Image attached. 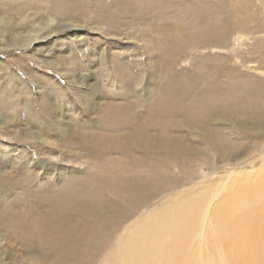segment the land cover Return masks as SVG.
Instances as JSON below:
<instances>
[{"label":"bare ground","instance_id":"bare-ground-1","mask_svg":"<svg viewBox=\"0 0 264 264\" xmlns=\"http://www.w3.org/2000/svg\"><path fill=\"white\" fill-rule=\"evenodd\" d=\"M244 1V9L255 3ZM32 3L49 10L51 27L26 36L27 52L53 38L72 44L33 54L37 67L0 61V213L28 217L26 241L45 250L43 264H264V165L252 180L244 171L255 154L248 150L264 146V23L246 44L247 26L230 16L207 32L159 27L138 37L144 49L136 53L80 39L95 30L61 23L70 0ZM236 38L244 49L232 46ZM207 47L217 53L212 60L194 56L178 69L187 53ZM41 63L68 65L67 86ZM211 152L235 170L219 175ZM199 163L221 178L212 202L213 184L196 180ZM191 183L150 205L168 187ZM17 187L30 196L22 205Z\"/></svg>","mask_w":264,"mask_h":264},{"label":"rangeland","instance_id":"rangeland-1","mask_svg":"<svg viewBox=\"0 0 264 264\" xmlns=\"http://www.w3.org/2000/svg\"><path fill=\"white\" fill-rule=\"evenodd\" d=\"M243 1L244 0H140L139 3H134L132 0H127L126 2H118L115 4L112 0H70L71 4H74V6L66 10L67 18L61 20V23L66 24L65 26H67V24H76L93 28L95 32L89 33L88 31H82L83 34L79 37L90 44L99 42L101 45L109 48L110 43L116 41L117 44L115 43L116 45L113 44V46L116 47L119 45L124 47L126 45V48H134L133 50L138 53L141 52L142 49L138 37L141 35L152 37L157 33L159 27L171 29L172 31L183 29L186 33H196L198 31L207 32V30L220 29L224 24L228 26L225 18L230 16L234 25L236 24L237 27L244 28L242 24L247 26L246 28H248V30L244 28L246 44V41H251V35H249V33L255 28V25L257 23H264V4L260 0H254L255 3H249L248 7L246 6L247 8L244 9L242 6ZM31 2H33V0H0V47L8 49L5 54L0 52V61H3V63L8 62L11 68L15 70L17 68L16 61L20 62L27 59L26 61L29 62L30 65L37 67L34 62L33 54L39 59H42L49 56L54 49H60L65 44H72L67 43L68 38H53L48 40L47 43L49 44L47 47H43L44 44H42L35 47V53L27 52V43L29 40L26 39L28 37L27 35H29V33L44 32L47 28L51 27L50 18L47 19L46 17L49 10L40 8L41 10L39 11ZM28 3L31 7L28 6ZM54 26H57L59 30L65 28V26L62 25L59 26V23H55ZM100 32H104L105 34L108 33L109 37L100 36ZM112 37L116 38L112 40ZM50 42L53 43L50 44ZM242 43L243 41L236 38L232 46L241 48L243 47ZM47 52L51 53L46 55ZM145 54L144 52L142 53L143 61H146L147 58ZM216 54V51L209 47L206 49L193 50L187 53L186 59L182 61L178 69L188 70V67L190 68L191 65L190 60L194 56H196L194 57L196 60L208 63ZM41 68L48 77H53L54 80L59 84L65 85V87L68 84V78L72 75L69 72L68 65H64L63 68L56 70L53 64L47 65L46 63H41ZM18 72L20 71L18 70ZM21 72L19 74L26 79L27 77ZM27 83H29L31 90L36 92V83L33 81ZM249 146L250 145H245L244 148L247 149ZM252 154H254L252 157L253 161L250 162L252 164L247 165L244 170L247 172L250 180L256 178L258 168L264 165V146L251 147L246 153V157L249 158ZM211 156L213 158L211 161L218 167L217 172L219 175L225 176L229 174V172L235 170V166H222L220 158L215 156L213 152H211ZM32 157L37 162H42L39 152H33ZM210 167H212L211 164L202 165V163H199L195 173L197 174V181L201 180L203 177L208 180L210 184H213L212 190L214 192L209 196V201L212 202L214 197L216 198L222 192L220 188L222 181H220L221 178L217 179V174H210ZM57 174L59 176V173ZM19 178L22 180L23 177L19 176ZM55 183H57V181H55ZM192 186L193 183L187 184L178 191H172L178 186L174 188L168 187L165 193L152 201L150 205L156 206L161 199H167L176 192ZM25 189L26 188L23 187H17L15 190L22 198L19 199L20 202L18 201L19 205H22L21 202L23 199L25 201L30 200V196L27 198ZM13 195H15V192L10 195L9 198L12 199L14 197ZM209 201L207 206L211 205ZM25 204H27V202H25ZM16 207L18 208L20 206ZM27 207L28 204L20 208L27 209ZM145 208L147 207L137 212L134 218L142 214ZM4 214L0 213V264H43L48 258L44 254L45 250L44 252H39L37 249H31L26 241L27 237L24 227L28 217L23 214L20 220H8V215H6L7 211ZM4 239L7 240L3 241ZM200 246L201 245H199L198 248H200Z\"/></svg>","mask_w":264,"mask_h":264}]
</instances>
